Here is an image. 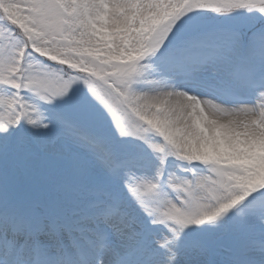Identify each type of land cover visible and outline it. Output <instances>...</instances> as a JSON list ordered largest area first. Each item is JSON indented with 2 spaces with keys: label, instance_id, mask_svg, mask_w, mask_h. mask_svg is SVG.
<instances>
[{
  "label": "snow or ice",
  "instance_id": "snow-or-ice-1",
  "mask_svg": "<svg viewBox=\"0 0 264 264\" xmlns=\"http://www.w3.org/2000/svg\"><path fill=\"white\" fill-rule=\"evenodd\" d=\"M0 264H264V0H0Z\"/></svg>",
  "mask_w": 264,
  "mask_h": 264
}]
</instances>
